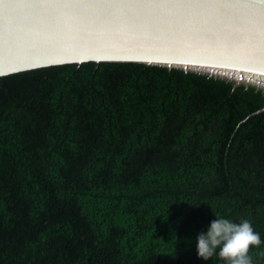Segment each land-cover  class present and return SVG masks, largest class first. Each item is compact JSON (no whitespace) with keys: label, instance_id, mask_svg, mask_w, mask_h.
I'll list each match as a JSON object with an SVG mask.
<instances>
[{"label":"trees","instance_id":"trees-1","mask_svg":"<svg viewBox=\"0 0 264 264\" xmlns=\"http://www.w3.org/2000/svg\"><path fill=\"white\" fill-rule=\"evenodd\" d=\"M263 107L139 62L0 76V264H224L197 256L214 215L264 241Z\"/></svg>","mask_w":264,"mask_h":264},{"label":"water","instance_id":"water-1","mask_svg":"<svg viewBox=\"0 0 264 264\" xmlns=\"http://www.w3.org/2000/svg\"><path fill=\"white\" fill-rule=\"evenodd\" d=\"M89 61L177 68L264 91V2L0 0V76Z\"/></svg>","mask_w":264,"mask_h":264},{"label":"clouds","instance_id":"clouds-1","mask_svg":"<svg viewBox=\"0 0 264 264\" xmlns=\"http://www.w3.org/2000/svg\"><path fill=\"white\" fill-rule=\"evenodd\" d=\"M214 217L206 231L196 237L198 258L208 261L218 256L224 264H254L250 249L264 241L252 222L242 218L237 223L227 217Z\"/></svg>","mask_w":264,"mask_h":264},{"label":"snow or ice","instance_id":"snow-or-ice-1","mask_svg":"<svg viewBox=\"0 0 264 264\" xmlns=\"http://www.w3.org/2000/svg\"><path fill=\"white\" fill-rule=\"evenodd\" d=\"M261 2H264V0H261Z\"/></svg>","mask_w":264,"mask_h":264}]
</instances>
